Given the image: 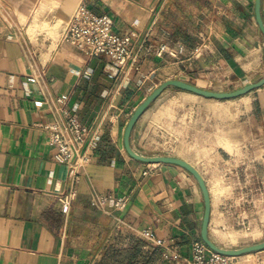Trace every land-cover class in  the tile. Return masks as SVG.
<instances>
[{
  "label": "crops",
  "instance_id": "1",
  "mask_svg": "<svg viewBox=\"0 0 264 264\" xmlns=\"http://www.w3.org/2000/svg\"><path fill=\"white\" fill-rule=\"evenodd\" d=\"M79 1L0 0V264H110L120 241L117 216L120 229L139 237L150 228L166 246L140 238L143 249L129 264H181L174 255L190 257L192 242L201 240L200 188L177 164L131 157L124 130L133 110L165 80L230 91L262 78L264 35L254 0H93L91 9L106 13L138 52L125 66L105 55L89 58L61 39ZM260 17L264 25V0ZM160 44L165 49L158 54ZM249 93L264 140V84ZM198 97L166 87L136 120L132 150L184 160L205 180L199 166L223 158L215 118L202 115ZM59 98L98 134L68 212L58 199L69 187L68 166L56 160L40 127L52 120ZM106 193L128 195L126 209L92 203ZM209 194L208 235L216 243L211 234L220 207ZM231 264H264V249L234 256Z\"/></svg>",
  "mask_w": 264,
  "mask_h": 264
},
{
  "label": "rangeland",
  "instance_id": "2",
  "mask_svg": "<svg viewBox=\"0 0 264 264\" xmlns=\"http://www.w3.org/2000/svg\"><path fill=\"white\" fill-rule=\"evenodd\" d=\"M198 98L202 115L215 118L217 144L222 147L223 159L218 164L199 166L214 207H220L219 223L213 224L211 237L226 248L260 241L264 239V140L251 117L252 95ZM117 236L120 241L112 251L114 262L110 264H129L134 255H140L142 240L124 229Z\"/></svg>",
  "mask_w": 264,
  "mask_h": 264
},
{
  "label": "built area",
  "instance_id": "3",
  "mask_svg": "<svg viewBox=\"0 0 264 264\" xmlns=\"http://www.w3.org/2000/svg\"><path fill=\"white\" fill-rule=\"evenodd\" d=\"M93 0H80L70 18L64 23L61 39L83 51L89 58L105 55L117 66H125L138 58V52L129 47L130 36L118 35L113 29L112 19L106 13H96L91 9ZM165 49L164 44L159 45L158 54ZM200 51L199 46L194 52ZM53 118L41 124L46 132L49 145L55 148L57 161L68 166L69 187L60 193L58 199L65 212L69 211L72 200L76 195L74 184L78 178L79 170L90 161V152L95 149L98 139L97 130L82 125L68 110L64 99H57L52 107ZM40 114V112L38 111ZM109 202L115 211L126 209L129 196H114L109 193L94 195L92 203L98 207ZM122 220L116 217V232L120 231ZM139 237L154 247L166 248L163 241L156 238L150 228L142 229ZM169 257V254H164ZM181 260V264H231L233 257L226 256L210 250L201 240H194L191 244L190 257L174 255Z\"/></svg>",
  "mask_w": 264,
  "mask_h": 264
},
{
  "label": "water",
  "instance_id": "4",
  "mask_svg": "<svg viewBox=\"0 0 264 264\" xmlns=\"http://www.w3.org/2000/svg\"><path fill=\"white\" fill-rule=\"evenodd\" d=\"M260 1L261 0H254V7H255V18L257 21V24L264 35V25L262 23V19L260 17ZM264 84V76L260 78L259 80L255 82L248 83L242 87H239L234 90L230 91H216L212 89H206L199 87L197 85L188 83L183 80L179 79H168L159 84L156 88L152 90L150 94H148L142 102L133 110L132 114L130 115L123 135V144L126 152L133 158L143 161V162H164V163H173L177 164L184 169H186L197 181V184L200 188L202 199H203V214H202V220H201V226H200V239L201 241L212 251H215L217 253L234 257L238 256L244 253H249L257 250L264 249V240L255 244H250L238 248H224L218 246L215 242L211 240V238L208 235V224H209V217H210V194L209 189L206 185L205 180L203 179L200 172L192 165L188 164L184 160H181L176 157L172 156H142L140 154H137L132 150L130 147V133L131 130L138 119V117L141 115V113L149 106V104L158 96L160 93L168 86H174L182 90H186L189 92H192L194 94H197L199 96H203L205 98H212V99H228V98H234L239 95L248 93L256 88L261 87Z\"/></svg>",
  "mask_w": 264,
  "mask_h": 264
}]
</instances>
